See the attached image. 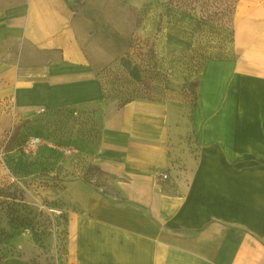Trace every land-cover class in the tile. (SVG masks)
<instances>
[{
  "label": "crops",
  "instance_id": "obj_1",
  "mask_svg": "<svg viewBox=\"0 0 264 264\" xmlns=\"http://www.w3.org/2000/svg\"><path fill=\"white\" fill-rule=\"evenodd\" d=\"M119 6L0 9L1 129L101 99L98 77L126 37ZM230 53L204 64L189 113L144 100L106 110L94 163L113 176L117 203L70 183L84 211L67 215L69 264H264V0L238 2Z\"/></svg>",
  "mask_w": 264,
  "mask_h": 264
},
{
  "label": "rangeland",
  "instance_id": "obj_2",
  "mask_svg": "<svg viewBox=\"0 0 264 264\" xmlns=\"http://www.w3.org/2000/svg\"><path fill=\"white\" fill-rule=\"evenodd\" d=\"M19 1L0 0V9ZM119 1L126 37L98 77L101 99L20 114L0 128V264H69L67 215L84 211L70 183L89 184L94 198L117 203L113 176L94 163L106 110L144 100L189 113L204 64L231 55L240 0Z\"/></svg>",
  "mask_w": 264,
  "mask_h": 264
},
{
  "label": "trees",
  "instance_id": "obj_3",
  "mask_svg": "<svg viewBox=\"0 0 264 264\" xmlns=\"http://www.w3.org/2000/svg\"><path fill=\"white\" fill-rule=\"evenodd\" d=\"M119 199H120V200H122V201H124V199H123V198H121V197H120Z\"/></svg>",
  "mask_w": 264,
  "mask_h": 264
},
{
  "label": "built area",
  "instance_id": "obj_4",
  "mask_svg": "<svg viewBox=\"0 0 264 264\" xmlns=\"http://www.w3.org/2000/svg\"><path fill=\"white\" fill-rule=\"evenodd\" d=\"M163 178L165 179L166 177H165V176H163Z\"/></svg>",
  "mask_w": 264,
  "mask_h": 264
}]
</instances>
